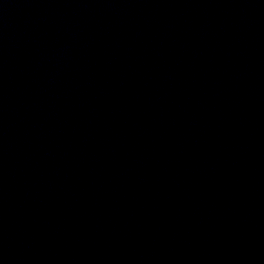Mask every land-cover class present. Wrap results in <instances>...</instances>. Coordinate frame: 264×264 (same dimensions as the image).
<instances>
[{
	"label": "water",
	"instance_id": "95a60500",
	"mask_svg": "<svg viewBox=\"0 0 264 264\" xmlns=\"http://www.w3.org/2000/svg\"><path fill=\"white\" fill-rule=\"evenodd\" d=\"M264 0H0V264H72L180 146Z\"/></svg>",
	"mask_w": 264,
	"mask_h": 264
}]
</instances>
